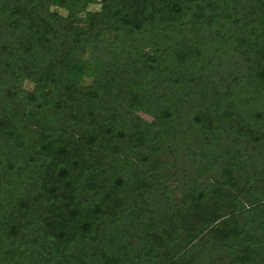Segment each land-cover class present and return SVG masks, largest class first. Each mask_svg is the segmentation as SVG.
I'll list each match as a JSON object with an SVG mask.
<instances>
[{
	"label": "trees",
	"instance_id": "obj_1",
	"mask_svg": "<svg viewBox=\"0 0 264 264\" xmlns=\"http://www.w3.org/2000/svg\"><path fill=\"white\" fill-rule=\"evenodd\" d=\"M0 264H264V0H0Z\"/></svg>",
	"mask_w": 264,
	"mask_h": 264
},
{
	"label": "rangeland",
	"instance_id": "obj_2",
	"mask_svg": "<svg viewBox=\"0 0 264 264\" xmlns=\"http://www.w3.org/2000/svg\"><path fill=\"white\" fill-rule=\"evenodd\" d=\"M97 7H98V4H92L90 6L91 9H96ZM25 86L27 88H30V85L28 83H26ZM136 114L139 115V116H141L144 119H147V120L151 119V115L148 112H146V111H144L142 109H137L136 110Z\"/></svg>",
	"mask_w": 264,
	"mask_h": 264
}]
</instances>
